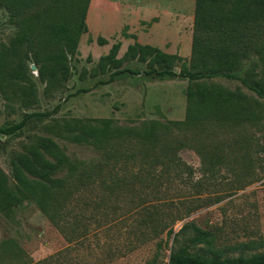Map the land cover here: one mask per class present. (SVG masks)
<instances>
[{
  "label": "rangeland",
  "instance_id": "rangeland-1",
  "mask_svg": "<svg viewBox=\"0 0 264 264\" xmlns=\"http://www.w3.org/2000/svg\"><path fill=\"white\" fill-rule=\"evenodd\" d=\"M194 18L195 0H90L88 29L79 37L78 53L70 57L72 75L62 90L46 93L30 59L24 68L29 64L35 100L24 105L13 95L11 90L25 86V80L6 92L0 89V126L26 112H54L21 134H0L2 169L10 172V152L21 151L28 136L51 135V123L62 126L73 119L109 118L119 125L137 126L150 120H184L187 78L148 75L146 64L137 60L124 64L140 69L137 75L125 72L107 81L108 73L90 72L113 43L121 42V57L135 39L189 62ZM11 36V26L0 21V43ZM98 37L107 43L100 44ZM251 59L258 60L259 55L253 53ZM215 81L249 92L237 80ZM193 136L199 139L201 153L191 146L193 142L177 149L181 160L177 169L159 163L150 168V161L141 164L132 159L104 163L101 174L72 189L60 227L33 203L16 208L11 218L1 215L0 264H168L173 239L165 225L173 223L177 232L189 222L212 235L209 245L198 244L192 251L221 257L264 252V128L206 124L198 135L181 138ZM56 140L71 157L88 162L101 157L90 145L67 137ZM113 171L129 180L126 185L112 186Z\"/></svg>",
  "mask_w": 264,
  "mask_h": 264
},
{
  "label": "trees",
  "instance_id": "trees-1",
  "mask_svg": "<svg viewBox=\"0 0 264 264\" xmlns=\"http://www.w3.org/2000/svg\"><path fill=\"white\" fill-rule=\"evenodd\" d=\"M89 1L0 0V21L12 28L9 41L0 43L3 92L25 80V86L11 91L24 105L35 100L36 86L28 78L33 76L29 64L24 68V61L29 59L36 65L38 80L45 85L46 93L62 90L72 75L70 57L78 53L79 37L88 29L85 18ZM97 40L100 44L107 43L103 37ZM120 47V41L113 43L100 56L91 75L108 73L107 81L125 72L137 75L142 73L140 69L124 66L137 60L146 64L148 75L183 76L189 81L185 119L150 120L137 126L119 125L109 118L73 119L62 126L49 124L51 135H30L21 151L10 152L9 173L0 166V216L11 218L16 208L28 202L60 227L64 225L72 189L96 178L109 160L132 159L141 164L150 161V168L159 163L166 169H177L181 165L177 149L193 142L191 146L201 153L199 139L193 136L187 142L181 136L198 135L206 124L231 129L247 123L264 128V69L260 68V64L264 66V0H195L189 62L177 53H167L136 39L121 57ZM253 53L259 55L258 60L251 59ZM216 78L237 80L249 92L240 87L227 88L216 82ZM53 113L26 112L12 124L0 126V134H21ZM56 137L90 145L101 157L89 162L71 157ZM110 178L113 187L129 181L114 171ZM104 182L102 179L101 183ZM165 227L168 237L173 239L168 264H264V252L221 257L216 253L192 251L198 244L209 245L212 236L194 222L184 224L177 232L173 223Z\"/></svg>",
  "mask_w": 264,
  "mask_h": 264
},
{
  "label": "water",
  "instance_id": "water-1",
  "mask_svg": "<svg viewBox=\"0 0 264 264\" xmlns=\"http://www.w3.org/2000/svg\"><path fill=\"white\" fill-rule=\"evenodd\" d=\"M31 67H32V69H36V66H35L34 64H32V66H31Z\"/></svg>",
  "mask_w": 264,
  "mask_h": 264
}]
</instances>
